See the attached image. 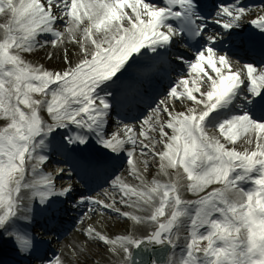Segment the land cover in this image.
I'll list each match as a JSON object with an SVG mask.
<instances>
[{"label": "snow or ice", "instance_id": "snow-or-ice-1", "mask_svg": "<svg viewBox=\"0 0 264 264\" xmlns=\"http://www.w3.org/2000/svg\"><path fill=\"white\" fill-rule=\"evenodd\" d=\"M0 17V241L27 264H264V0ZM69 202L83 243L49 255L34 229Z\"/></svg>", "mask_w": 264, "mask_h": 264}, {"label": "bare ground", "instance_id": "bare-ground-1", "mask_svg": "<svg viewBox=\"0 0 264 264\" xmlns=\"http://www.w3.org/2000/svg\"><path fill=\"white\" fill-rule=\"evenodd\" d=\"M49 51H51V49H49ZM44 57H45V54L41 50V51H39V54H38V56L35 57V59H38L41 62L47 63V61ZM129 182H131V178H129ZM108 230L111 231L112 229H108ZM82 243H83V237L77 231V229L72 231L71 234L62 241V247H63V254L62 255L65 257H69V246L71 244L82 245Z\"/></svg>", "mask_w": 264, "mask_h": 264}]
</instances>
